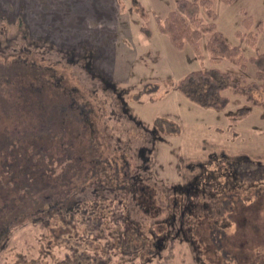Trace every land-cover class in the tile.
I'll return each instance as SVG.
<instances>
[{"label":"rangeland","instance_id":"rangeland-1","mask_svg":"<svg viewBox=\"0 0 264 264\" xmlns=\"http://www.w3.org/2000/svg\"><path fill=\"white\" fill-rule=\"evenodd\" d=\"M177 1L0 0V264H219L208 240L212 223L237 264H264V181L254 190L246 181L233 189L238 181L221 176V188L211 183L210 189L224 195L220 203L217 194L212 199L210 191L191 188L202 174L223 173L212 155L244 157L264 174V110L238 115L248 104L228 91L224 110L205 109L176 88L194 71L215 68L249 84L255 70L212 65L207 35L199 43L201 59L188 45L174 49L155 19L174 11ZM212 10L231 47L247 59L264 54V0L214 1ZM237 32L251 33L255 45L241 42ZM116 94L132 121L116 115ZM42 104L57 108L61 125L51 109L47 116L36 110ZM123 167L127 178L137 175L140 186L153 190L154 200L134 205ZM109 175L115 194L95 183L84 190L89 179L105 182ZM75 200H91L84 208L98 204L108 214L96 227L84 213L69 220ZM114 211L136 227L135 237L153 255L143 253L139 239L127 263L128 250L108 234L118 226ZM196 215L203 217L190 222L198 229L181 223Z\"/></svg>","mask_w":264,"mask_h":264},{"label":"trees","instance_id":"trees-1","mask_svg":"<svg viewBox=\"0 0 264 264\" xmlns=\"http://www.w3.org/2000/svg\"><path fill=\"white\" fill-rule=\"evenodd\" d=\"M214 1H219L223 5H231L237 0H178L176 2L174 11L168 13L166 17L162 20L158 18L155 19L158 26V31L162 35L168 38L171 46L176 50H182L185 47V45H188L193 51L194 56L198 59L202 58V52L199 43L201 41V38L204 35H207L208 37L205 43V49L208 55L209 62L212 65L221 64L224 61L236 67L240 71H244L247 65L251 64L253 65L255 70L253 76L254 81H252L249 84H243L241 83L240 80L233 79L226 72L220 71L215 68H210L202 71H194L188 73L178 82L176 88L178 92L185 99H187L189 102L201 108L211 109L214 111L224 110L227 107L229 100L226 96L223 95V93L228 91L233 96H238L243 98L244 101L248 104V106L238 109L237 111L238 115L249 114L250 107H256V108H260L261 110H264V54H256L255 57L247 59L241 53L239 47H231L228 44V42L225 40L222 34L216 30V26L214 23L215 13L212 10ZM133 4L137 6L136 11L141 15H144L143 9L140 6H138L136 3L133 2ZM202 13L204 14V17H201ZM243 24L244 27L247 28L249 26L248 25L249 19L247 18L244 19ZM142 31L144 32L146 37L150 36V32L148 30L142 29ZM236 36L240 39L241 42H243V40L245 39L244 42L250 47L254 46L256 43L255 42L256 38L253 35H251V33L242 35L240 32H237ZM50 109L52 110L51 113L54 114L55 117H57L56 122L58 125L57 124L56 125L57 126L61 125L62 124L61 119L60 120L58 119L59 111L55 106L54 107L50 106L48 110L43 107V104L36 107V110L40 111V113L44 116L50 114L49 111ZM72 113L73 112L70 111L69 113L70 116H75L74 114L71 115ZM68 118L71 119V117H67V119ZM69 119L67 120V122H69ZM75 123L77 125V121ZM50 132H52V130ZM210 160L212 163H215L218 166L217 167L218 170L221 172L223 171V173L221 175H218L217 177H211L208 179H206L205 175L201 173L202 175L195 178L194 185L191 188L196 191H205L206 193L210 191V193H208L209 194L208 196H210V198L212 199L215 198L217 192L213 193L212 192L213 189L210 190L211 188H213L211 187L213 186L211 185V183H215L216 185H219L218 182L221 176H225L226 180L227 178H230V180L238 181L235 184L233 183L234 184L232 187L233 189L239 188L241 184L244 185V183L240 184L239 183L240 181L242 182L246 181V185L252 188V190H254L256 184L264 181V174L259 176L256 173V170H253L250 164H248V159L244 157L232 159L223 155L222 158L219 159V157L212 155L210 156ZM245 164L249 165L248 169L245 168ZM123 166H127V165H123ZM95 167L96 166H93L90 170L91 171L94 170L93 168ZM258 167L260 171H262V165L260 164ZM106 168L107 166L105 165V169ZM122 170H124L123 175L125 176V179H123L125 193L126 191H128L130 196H132V199L135 200L134 205L140 208L139 206L144 204L143 201L140 202V197L137 196V194L141 192L140 191L141 188L138 185H134L130 177L127 178L128 174L126 172L125 167H123ZM105 173L108 174V172ZM232 175L233 177H229ZM136 176L137 175H135L134 177ZM110 177L111 176L109 175L105 182L100 180L95 181L89 179V182L86 183L84 186L85 188L84 190H86V188L90 186H93V183H95L94 186L96 187L106 186V188H108L112 193L115 194L116 191L118 190L117 189L118 187H114L115 185H111L112 181H110L111 179ZM206 182H210V184H208L207 187L205 185ZM113 183L115 184V181ZM203 187L205 188V190ZM145 191L146 193H142L145 196V200L147 199L154 200V198H152V195H154L153 190L145 189ZM83 195L84 193H82V196ZM197 196L198 195H196L195 198H197ZM223 197H224L223 194L216 195V198L219 203L223 201ZM227 199L230 198L227 197ZM74 202H76V200ZM146 202L148 203V201ZM179 202L181 203L183 201H179ZM88 203H91L92 205L93 201L89 200L83 203H79V202L74 203V206L72 208L73 212L67 214L68 219L71 220V216H73V214L84 213L86 215L85 220L92 222L96 227V222L98 220L101 221L108 214V208L106 209L105 212L101 213L99 210L103 209V207L100 205L98 206V204L95 203L96 205L94 206V208L96 209L87 210L84 207ZM80 207H83L85 210L84 211L80 210L79 209ZM219 207L220 208L217 210V212L219 211L221 212V206ZM174 210L176 209L174 208ZM111 214H112L111 218L114 216L118 218V226H115L117 228H111L108 231V234L113 239L117 240V245H119V247H121L122 250L123 249L128 250V252H126L127 255L126 256L124 255L125 257H127V263H130L131 259H133V258H129L131 253H135L137 251V248L135 245H133V243L137 240L139 241V239H142L143 241L142 242V246L144 249L143 253L147 255L154 254L152 250V246L148 244L143 237L139 239L135 237L136 227L134 225L130 224L129 221H127L126 219H120L121 213H117L114 211L111 212ZM199 217H203V216L196 215V217H192L191 219H189V217L186 218L184 217L182 218L181 223L184 225L187 224L188 226L193 225V229L195 230L198 229L197 227L198 224L197 225L194 223L192 224L190 220H193L194 218H197L199 220ZM206 218L209 219L208 216H206ZM62 220H64V217H62ZM119 222H121V225L119 224ZM212 224L213 225H210L208 228L209 245H212L215 248L214 255L220 254L219 258H215L214 256L212 257L213 260L215 259L214 263L218 262L219 264H227V263L229 264L230 262H234L235 264H237L236 261L232 258L229 251L223 249L222 247L223 238L221 237L220 234H218L217 236L215 224L214 223ZM247 228L251 229V227H247ZM76 261L77 260H75V262ZM76 263L69 262L67 264H76Z\"/></svg>","mask_w":264,"mask_h":264},{"label":"flooded vegetation","instance_id":"flooded-vegetation-1","mask_svg":"<svg viewBox=\"0 0 264 264\" xmlns=\"http://www.w3.org/2000/svg\"><path fill=\"white\" fill-rule=\"evenodd\" d=\"M101 81V80H100ZM101 84L104 86V88L106 89V90H109V91H111V92H114V89L113 88H111L110 86H108L107 84H106V82H105V79H102V81H101ZM67 96H68V94H67ZM69 96H71V94H69ZM116 97H117V101L116 102H113V105L114 106H116L117 108H118V111L116 112V115L118 116V117H122V118H124V119H126V120H130V118L127 116V115H125V113L123 114V112H124V110H123V108H122V106H121V99L119 98V95H117L116 94ZM73 112V111H72ZM81 113H79L78 115H80ZM79 117V116H78ZM89 117V116H88ZM81 121H86V120H81ZM130 121H132V120H130ZM134 122V121H133ZM138 126V125H137ZM131 178V180L133 181V183H134V185H138V186H140L139 185V183L140 182H142V179L141 178H139L138 176H136V177H134V176H132V177H130ZM141 179V180H140ZM140 193H138L137 194V196L138 197H140V202H142L143 201V203H145L144 201H146L145 200V196H144V194H142V193H146V191H145V188L143 187V186H140ZM108 190V189H107ZM134 196V195H133ZM142 200V201H141ZM140 208L141 207H143V205H141V206H139ZM147 211V210H146Z\"/></svg>","mask_w":264,"mask_h":264}]
</instances>
